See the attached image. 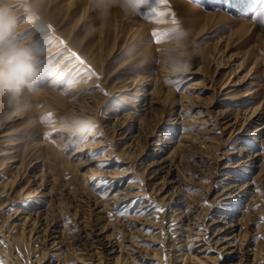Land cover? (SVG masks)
<instances>
[{
  "label": "rangeland",
  "instance_id": "obj_1",
  "mask_svg": "<svg viewBox=\"0 0 264 264\" xmlns=\"http://www.w3.org/2000/svg\"><path fill=\"white\" fill-rule=\"evenodd\" d=\"M22 2L27 8L21 13V38L34 37L39 41L43 74L35 85L39 109L13 116L0 126V230L6 228L12 241L8 243L0 238L4 254H0V264H35L33 260L47 251L43 237H30L16 225L23 221L21 217L25 214L15 217L16 213L31 209L48 213L49 219L57 221L61 227L67 225L69 234L84 244L88 242L83 237L85 231L97 225L100 228L107 219L115 220L124 212L142 219L155 211L154 220L138 225L142 228L138 241L145 249L137 264H175L173 252L180 237L185 236V233L177 234V226L185 222H176L169 209L173 205L167 201L174 197L163 199L167 192L153 188L147 178L148 165L158 149L153 141L163 138L161 134L173 141L163 151L164 155L170 154L184 135L196 139L191 149L183 152L188 168L182 171L187 172L184 174L188 179L182 193L174 200L185 199L177 203V207L184 209L189 200L187 196L193 195L189 201L197 207L199 227L206 229L208 237L215 232L211 222L217 217L219 207L213 204V199L227 184L224 178L228 172L253 181L252 191L236 216L255 210L259 214L256 226L264 223V135L259 139L251 135L253 129L264 124V10L259 11L264 0H166L164 5L158 0H147L139 15L130 16L119 7H112L106 18L101 17L95 0ZM157 12L169 15L158 17ZM174 18L191 31V39L199 46L200 53L193 59L191 70L181 78L169 77L162 70L160 48L165 40L156 43L152 35L153 32L166 33L163 29ZM71 53H76L79 60ZM142 80L148 83L150 91L156 85V95H159L160 103L155 104L151 117L145 116L142 110L148 100L140 103L135 101L133 91H121L122 87L130 89ZM226 83L228 87L222 89ZM190 85L199 89L189 90ZM55 92L57 95L53 94ZM194 93L207 98L209 113L204 117H199L195 110L181 112L182 105L190 101ZM88 98L100 124L98 135L89 141L93 146L101 142L105 145L81 157H70L78 145L88 141L85 134L69 143L63 153L56 154L55 148L61 147L60 139L68 137L52 125L60 117H72V103L80 99L88 101ZM224 111L232 112L237 121L227 125ZM255 112L260 117L249 124V117ZM125 114L130 117L127 132H136L142 127L144 133L139 140L121 139L123 130H119L114 121ZM47 134L52 135L46 139ZM240 145H251L261 153L258 169L245 173V168L226 167L237 160ZM177 153L172 152V158L180 160L182 154ZM104 154L110 160L97 161ZM12 160H16L15 163ZM79 161L83 162L81 166H77ZM20 162L23 164L19 172L13 166ZM41 168L47 185L43 193L33 195L37 188L35 174ZM104 169L114 170L116 173H112L117 177H98ZM83 179L89 185H83ZM113 179H117L120 186L136 184L144 195L130 199L122 209L107 207L100 211L99 204L110 186L108 180ZM51 187L52 193H48ZM145 203L151 206L142 207ZM251 242L252 246L264 247V234L254 235ZM182 248L187 250L186 245ZM209 254L219 253L212 249ZM80 256H65L62 263L77 264Z\"/></svg>",
  "mask_w": 264,
  "mask_h": 264
},
{
  "label": "bare ground",
  "instance_id": "obj_2",
  "mask_svg": "<svg viewBox=\"0 0 264 264\" xmlns=\"http://www.w3.org/2000/svg\"><path fill=\"white\" fill-rule=\"evenodd\" d=\"M262 10H264V6L261 5L259 11ZM57 67L59 66L57 65ZM223 67L225 66H222L221 68ZM237 67H239V65ZM162 70L164 71L163 67ZM197 73H200V71H197ZM166 74L169 77L181 76V75L174 76L168 73ZM228 85L229 84L226 83L222 89H226ZM147 86L148 83L142 80L138 83L136 82L135 86H133L130 89L128 87L125 88L122 87L121 91H126V90L133 91L134 92L133 95H135L134 97L137 98V100L135 101L138 102L140 101V103L148 100L147 103H145L147 107L142 110H144L145 116H150V114L156 109L155 104L160 102L158 100L159 95L158 96L156 95V88H157L156 85L155 87H153L151 91L150 89H148ZM190 89L198 90L199 86L193 85L189 88V90ZM191 93L193 92L191 91ZM53 94L57 95V92ZM148 95H150V98L148 97ZM191 96H192L191 100L188 101L186 104L184 103L182 105L181 112L186 110H195L196 113L200 114L199 117L206 116L209 113L208 106L206 105L207 98L195 93L194 95ZM90 102L91 101L88 98V101L84 99H80L79 101L72 103L71 111L73 116L83 114V115H88L96 120L95 118L96 113L92 111L91 106L89 105ZM229 111H224L225 114L224 113L223 114L228 118L226 121L227 125L228 124L232 125L237 121V117L232 116V112L230 113ZM122 117L117 118L116 119L117 121H114L116 122L118 129L123 130L122 132L123 135L121 139H127V140L130 139L132 141H135L137 139L139 140L140 137H142V134L144 133L142 131V127L140 126L136 132L135 130L127 132L126 130V127L128 128L127 121L129 122L130 117L128 114H125ZM259 117L260 114L256 112L251 114L249 117L250 120L249 124L256 122L259 119ZM96 135L98 134L97 133L88 134L87 136L88 141L84 143L82 142L83 144L78 145V147L74 149L69 156L81 157L85 155L89 150L95 151V149H98L103 145H105L104 142L99 143L97 146H93L92 143H90L89 140H91L93 137L95 138ZM152 135L154 134H150V136ZM251 135L254 136L255 139H259L262 135H264V124L253 129ZM160 136L163 138H159L153 141V144L156 145L158 149L157 148L155 149L157 150V153L155 154L154 159L148 165L147 169L149 170H147L148 171L147 178H148V183L152 185L153 188H157L159 191H163L164 193L167 192V194L163 196V199L171 195L174 197L173 199L167 201L169 205H173L170 206L169 209L170 210L172 209L171 213L177 219L176 222L179 223L185 222L184 224L180 223V225L177 226L179 228L177 230V234L182 235V233L183 234L185 233V236L180 237L176 245L177 249H175V251L173 252L172 256L174 258L173 260L175 264H264V247H258L257 245L252 246V242H251L254 235L259 233L264 234V223H261L259 226H256V224L258 225L257 220L259 218V214L254 210L252 212H248V214L244 213L243 211V215L241 214L242 216L240 217L236 216V213L240 212L238 211V208L244 205V201L249 197L252 191L253 181L252 182L246 181L244 178H241L239 175H235L231 172H228L226 174L224 179L228 180L227 184L219 193L215 195L213 199L214 201L213 204L219 205V207H217L218 210L216 211L217 213L215 215L217 217L214 218L211 222V228L215 229V232L213 233L212 237H208L206 229H202L199 227L200 218L195 213L197 211L196 209L197 207L192 202V200L189 201L190 197L193 195L187 196L186 199L189 200L187 201V205L184 209H181V207H177L178 206L177 203H180L182 201L184 202L185 199L179 198L180 202L174 200L175 196H178L180 193H182L184 188L183 185L188 179L187 174H184L187 172L182 171V169L188 168L186 167L187 161H185L184 153L187 152V150L191 149L190 146H193L192 143L196 142V139H193L192 137H190V135H184L182 138L180 137L182 139L180 140V142L178 143L175 142L176 143L175 147L173 148L171 153L170 154L167 153V155H164L163 151L168 149L169 145L172 144L173 141L171 138H168V136L166 135L161 134ZM62 138L64 137L62 136ZM240 138L241 137H238L237 139L240 140ZM60 140H61V144H60L61 147L60 148L57 147L54 150L56 154L63 153L65 151L64 148L68 147L69 143H71L74 139H70L68 137V139L66 140L65 139H60ZM238 148L239 150L236 153L238 155L237 160L233 163V165L226 167H233L234 169H238V170H240L241 168H245L247 169L245 170V173H250L249 169L251 170L256 168L258 169L257 163L258 161H260L259 157L261 153L254 150L251 147V145H247V146L240 145ZM174 151H176V153L180 152V154H182V156H180V160L175 159L174 157L172 158L171 154ZM108 160H110V157L105 156V154L104 157L97 159V161H102V163H105L103 161H108ZM15 161L16 160H12V162L14 163ZM22 164L23 162L17 163V165L13 166V168L18 170L22 166ZM82 164L83 162L79 161V164H77V166L78 165L81 166ZM36 172L37 173L35 174V180H37L36 181L37 188L33 192V195H39V193H43L44 191H42V189H45L46 188L45 186L47 185V180H45L44 178V174H45L44 170L41 168L38 169V171ZM112 172L115 171L104 169L100 171L99 174L97 175L98 177H103V176L113 177V178L117 177V175L113 174ZM88 176H90V174H88ZM86 179H83L84 183L82 182L83 185L85 184V186L87 183ZM108 181L110 183V186L106 189L105 193L103 194L105 195V197L102 200V204H99V207L101 208L100 211L102 212L107 207H110L111 209H115V210L122 209L123 207H125V205L130 199L144 195V191H142V189H138L139 186H137L136 184L120 186L119 181L117 179L108 180ZM51 182L54 181L51 180ZM48 193H52V187L49 188ZM30 197H32L31 194ZM149 206H151V203H145L144 206L142 207L145 208ZM99 207L97 206V208ZM144 211L147 212V210ZM19 214H24L21 217L23 221L22 222L18 221L19 223H16V225L21 226L22 229L21 232L28 233L30 237L31 236L43 237L42 243L43 245H45V250L47 251H44L40 257L33 260L35 264H63L62 263L63 258L65 256L72 254L75 256L77 254L81 255L79 258H77V264H122V261H127V263L129 262L130 264H137V261L140 260L139 258L143 257L142 252L145 249L143 244H141L138 241L142 234V228L140 226L138 227V225L146 222L147 220L149 221L152 220L157 213L154 211L151 214L141 219V216H134L130 213L124 212L123 214H121V217H118L119 219L118 218L115 220L107 219L102 224V226L100 225L101 226L100 228H98L97 225L96 226L97 228L94 226L90 231H85V235L83 237H86L87 239L86 241H88L86 244L80 243V241L78 242L77 238L70 235L69 227L67 225L65 227H61L59 226V224L57 225V221L53 219L52 220L49 219L50 215L46 212H38V211L36 212L33 211L32 209L29 211H18L15 217H18ZM9 236H10L9 232L6 230V228L0 230L1 240L11 243L12 241H10ZM185 245L187 248L186 251L183 250L182 248L185 247ZM212 249L213 251L214 250L218 251L219 254L217 255L209 254V252ZM0 254L4 255L1 249V245H0ZM54 257L57 258L52 259ZM222 258L225 259L222 260ZM6 260L8 263H11L10 259L6 258ZM226 260L227 262H225ZM55 261L57 263H54Z\"/></svg>",
  "mask_w": 264,
  "mask_h": 264
},
{
  "label": "clouds",
  "instance_id": "obj_3",
  "mask_svg": "<svg viewBox=\"0 0 264 264\" xmlns=\"http://www.w3.org/2000/svg\"><path fill=\"white\" fill-rule=\"evenodd\" d=\"M146 3L147 0H95L102 18L107 17L112 7H119L130 16L139 15ZM26 8L22 0H0V126L13 116L37 111L40 107L35 99V85L43 74L40 43L34 37L21 38V13ZM163 31L168 33L160 48L164 71L174 76L189 72L193 59L200 54L199 46L191 39V31L184 28L179 19ZM52 127L75 139L95 134L100 124L80 114L60 117Z\"/></svg>",
  "mask_w": 264,
  "mask_h": 264
},
{
  "label": "snow or ice",
  "instance_id": "obj_4",
  "mask_svg": "<svg viewBox=\"0 0 264 264\" xmlns=\"http://www.w3.org/2000/svg\"><path fill=\"white\" fill-rule=\"evenodd\" d=\"M159 4L161 5H164L166 4V0H158ZM156 15L159 17V16H164V15H169V13H165V12H157ZM171 15L174 17L175 14L174 13H171ZM173 23L176 22V19L174 18L172 20ZM153 37L155 38V42L156 43H161L162 40H165L168 33H163V34H160V33H156V32H153L152 33ZM60 43H63L62 41ZM72 56L76 57L77 60H79V57L76 55V53H71ZM81 63H83V61H80ZM181 90V89H178V91ZM50 119V117H49ZM52 134H47L46 135V139L49 138Z\"/></svg>",
  "mask_w": 264,
  "mask_h": 264
}]
</instances>
